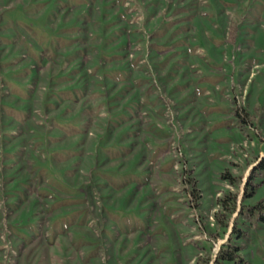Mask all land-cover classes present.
Masks as SVG:
<instances>
[{
	"label": "rangeland",
	"instance_id": "1",
	"mask_svg": "<svg viewBox=\"0 0 264 264\" xmlns=\"http://www.w3.org/2000/svg\"><path fill=\"white\" fill-rule=\"evenodd\" d=\"M263 160L264 0H0V264H264Z\"/></svg>",
	"mask_w": 264,
	"mask_h": 264
},
{
	"label": "trees",
	"instance_id": "2",
	"mask_svg": "<svg viewBox=\"0 0 264 264\" xmlns=\"http://www.w3.org/2000/svg\"><path fill=\"white\" fill-rule=\"evenodd\" d=\"M264 164V160L260 164L262 166ZM259 166V167H260ZM258 167V168H259ZM252 178L248 180V183L246 185V190L244 192V197L247 198L252 196L255 193V189L257 188L256 184H252L251 182ZM221 207L226 214V218H229L234 212L237 211V196L236 195H226L223 198L220 199ZM244 203H242V209L239 211L238 215H242L243 211L245 209ZM264 208L263 201H259L255 206L249 207L248 210L250 212H253L256 209H262ZM220 212L216 213V219L219 223H222L223 220L220 218ZM263 220V218L261 217ZM235 235V238L239 239L244 235V232L236 228V222L234 225V229L231 234ZM241 248L238 245H231L230 243H225L223 246H221L220 251L218 252L216 259L214 260V264H229V263H241L243 262V259L241 255L239 254V251Z\"/></svg>",
	"mask_w": 264,
	"mask_h": 264
}]
</instances>
